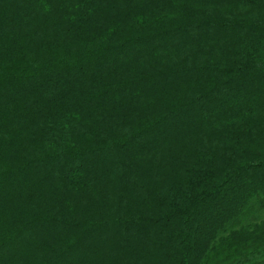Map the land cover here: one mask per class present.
I'll return each mask as SVG.
<instances>
[{"label": "trees", "instance_id": "trees-1", "mask_svg": "<svg viewBox=\"0 0 264 264\" xmlns=\"http://www.w3.org/2000/svg\"><path fill=\"white\" fill-rule=\"evenodd\" d=\"M260 211L264 0H0V264H264Z\"/></svg>", "mask_w": 264, "mask_h": 264}, {"label": "rangeland", "instance_id": "rangeland-1", "mask_svg": "<svg viewBox=\"0 0 264 264\" xmlns=\"http://www.w3.org/2000/svg\"><path fill=\"white\" fill-rule=\"evenodd\" d=\"M252 215H253V217H255L257 219L262 220V218L264 217V212H261V211L260 212H255ZM260 220H258V221H260ZM261 258H262V254H259L257 256H251L250 260L251 261H258ZM217 262H219V258L215 257V256H211L209 263L210 264H217Z\"/></svg>", "mask_w": 264, "mask_h": 264}]
</instances>
